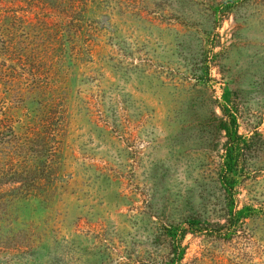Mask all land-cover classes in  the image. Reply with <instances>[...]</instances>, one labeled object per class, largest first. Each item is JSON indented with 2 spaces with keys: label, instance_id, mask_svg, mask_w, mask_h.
<instances>
[{
  "label": "rangeland",
  "instance_id": "rangeland-1",
  "mask_svg": "<svg viewBox=\"0 0 264 264\" xmlns=\"http://www.w3.org/2000/svg\"><path fill=\"white\" fill-rule=\"evenodd\" d=\"M0 264H264V0H0Z\"/></svg>",
  "mask_w": 264,
  "mask_h": 264
},
{
  "label": "trees",
  "instance_id": "trees-1",
  "mask_svg": "<svg viewBox=\"0 0 264 264\" xmlns=\"http://www.w3.org/2000/svg\"><path fill=\"white\" fill-rule=\"evenodd\" d=\"M230 127L233 129L235 121L231 119ZM242 139L238 134L231 130L228 131L227 142L225 147V155L223 161L222 184L230 191L233 187L236 173V165L240 151L242 150Z\"/></svg>",
  "mask_w": 264,
  "mask_h": 264
}]
</instances>
